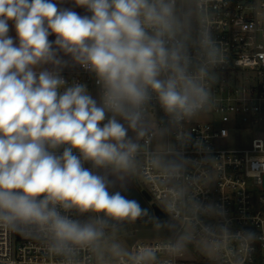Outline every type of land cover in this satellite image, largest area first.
<instances>
[{"label": "clouds", "instance_id": "obj_1", "mask_svg": "<svg viewBox=\"0 0 264 264\" xmlns=\"http://www.w3.org/2000/svg\"><path fill=\"white\" fill-rule=\"evenodd\" d=\"M206 15L205 0H0V230L63 264L82 251L96 264H159L193 244L222 254L225 241L251 254L264 241L232 232L224 210L190 190L215 160L185 156L190 144L208 151L188 125L215 107L224 59ZM76 69L96 95L64 76ZM254 148L248 176L261 181L264 139ZM145 162L175 192L167 218L124 194ZM145 217L167 242L125 247L119 233Z\"/></svg>", "mask_w": 264, "mask_h": 264}, {"label": "built area", "instance_id": "obj_2", "mask_svg": "<svg viewBox=\"0 0 264 264\" xmlns=\"http://www.w3.org/2000/svg\"><path fill=\"white\" fill-rule=\"evenodd\" d=\"M205 7V23L220 42L224 59L216 69L217 80L212 86L215 107L188 125L193 140H199L208 151H198L190 144L185 149L186 158L215 159L195 171L190 190L198 200L220 206L232 232L264 235V178L260 181L248 176L247 163L248 157L256 155L254 141L264 139V0H205ZM64 76L69 81L75 78L86 83L89 90L95 85L94 79L80 69L65 70ZM140 174L141 191L145 189L151 196L150 205L157 204L166 216V202L175 197V192L146 162ZM204 219L206 223H217ZM178 223L190 226L188 217ZM167 239H138L130 249L161 246ZM194 245L204 259H199L189 246L174 257L161 253L159 264L169 260L171 264H264V241H257L251 254L247 245L225 241L220 245L222 254L213 251L212 257L203 255ZM77 261L96 264L86 251L79 254ZM0 264L63 261L35 240L0 230Z\"/></svg>", "mask_w": 264, "mask_h": 264}, {"label": "rangeland", "instance_id": "obj_3", "mask_svg": "<svg viewBox=\"0 0 264 264\" xmlns=\"http://www.w3.org/2000/svg\"><path fill=\"white\" fill-rule=\"evenodd\" d=\"M90 91L93 95H96V86L94 85ZM250 136V135H249ZM235 142V141H234ZM134 182L137 184V187H132L129 185L128 190L124 193L129 198H134L138 200L145 208L149 209L150 212H153V209L147 199L140 193L138 188L143 186L142 176L138 174L134 179ZM154 214V212H153ZM167 218V215L165 216ZM119 241L127 248L130 249L132 244L138 239H164L168 238L165 232H159L154 230L151 222L147 217L144 219L138 220L134 223H130L124 226V230L119 233ZM198 250L207 257H212L213 252H206L199 244H197Z\"/></svg>", "mask_w": 264, "mask_h": 264}, {"label": "water", "instance_id": "obj_4", "mask_svg": "<svg viewBox=\"0 0 264 264\" xmlns=\"http://www.w3.org/2000/svg\"><path fill=\"white\" fill-rule=\"evenodd\" d=\"M141 193L147 199V201L151 200L150 194L145 189L142 190ZM151 207H152L155 215L160 216V217H165V213L159 208V206L157 204H155V203L151 204Z\"/></svg>", "mask_w": 264, "mask_h": 264}, {"label": "crops", "instance_id": "obj_5", "mask_svg": "<svg viewBox=\"0 0 264 264\" xmlns=\"http://www.w3.org/2000/svg\"><path fill=\"white\" fill-rule=\"evenodd\" d=\"M76 11L81 12L83 14V10L82 9H76ZM50 39H54V37H50ZM129 185L132 186V187H137L136 186L137 184L134 182V180L131 181ZM138 189H139V191L141 193V189L140 188H138Z\"/></svg>", "mask_w": 264, "mask_h": 264}, {"label": "trees", "instance_id": "obj_6", "mask_svg": "<svg viewBox=\"0 0 264 264\" xmlns=\"http://www.w3.org/2000/svg\"><path fill=\"white\" fill-rule=\"evenodd\" d=\"M190 247L192 248V250L197 254L199 259H204V257L196 250L195 245H190Z\"/></svg>", "mask_w": 264, "mask_h": 264}, {"label": "flooded vegetation", "instance_id": "obj_7", "mask_svg": "<svg viewBox=\"0 0 264 264\" xmlns=\"http://www.w3.org/2000/svg\"><path fill=\"white\" fill-rule=\"evenodd\" d=\"M149 202V201H148ZM149 204H150V202H149Z\"/></svg>", "mask_w": 264, "mask_h": 264}]
</instances>
